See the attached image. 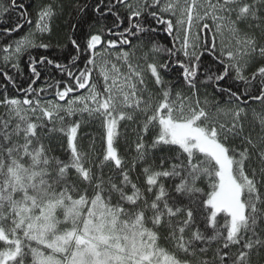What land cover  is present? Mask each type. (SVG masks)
Returning a JSON list of instances; mask_svg holds the SVG:
<instances>
[{
    "label": "snow or ice",
    "instance_id": "snow-or-ice-1",
    "mask_svg": "<svg viewBox=\"0 0 264 264\" xmlns=\"http://www.w3.org/2000/svg\"><path fill=\"white\" fill-rule=\"evenodd\" d=\"M66 8L74 53L37 59ZM89 9L114 21L78 40ZM14 11L19 22L0 35L30 30L0 48V73L23 96L5 87L0 98V264H252L264 250V107L252 110L259 132L245 122L250 102L264 106V0H49L34 28L26 5L0 0V14ZM160 31L171 47L152 40ZM106 32L119 39L102 41ZM205 55L223 70L202 71ZM51 67L68 79L34 87ZM90 125L99 152L94 136L82 149Z\"/></svg>",
    "mask_w": 264,
    "mask_h": 264
},
{
    "label": "trees",
    "instance_id": "trees-1",
    "mask_svg": "<svg viewBox=\"0 0 264 264\" xmlns=\"http://www.w3.org/2000/svg\"><path fill=\"white\" fill-rule=\"evenodd\" d=\"M49 2V0H17V3H23L24 5L27 6L28 8V12L31 14V18H32V25L35 24V19H36V13L39 9V7L43 4V3H47ZM65 2L67 3L68 0H65ZM73 2H75V0H73ZM105 2H107V0H105ZM91 3L93 5V7L95 6L96 3H99V0H91ZM115 10V9H114ZM101 11H104L103 6L101 7ZM122 11V10H120ZM68 21H69V15H68V9L66 8L65 11L63 12L62 15H60L54 22H53V30L51 33V36L49 37L48 35L44 36V41L45 42H50L52 47L45 50V49H35L33 51V55L36 56L37 59H39V57L41 55L44 56H48L49 58H52L54 60L60 61L62 63H66L67 59L70 57L71 54L74 53V49L72 47V45L69 42V35H71L72 33V29L69 27L68 25ZM114 21V17L109 13L106 15L105 20L103 21H97V16L95 14L92 13L91 9H89V15L87 17V19L82 22L80 24V27L78 30H76L75 32V36L74 38L78 39V40H83V36L84 33L88 30V25L92 24V23H96L97 27L100 26V24L106 23L108 27H111L112 22ZM19 22V17L17 12H10L8 14H0V29H2L3 27H14L15 23ZM152 22L149 21L148 24L150 25ZM124 27L127 26V20H124ZM29 29V26L27 23L24 24V27L21 31H18L14 34H12L9 37H5L3 35H0V48L3 47V45L7 44L10 40H14L16 38H18L19 36L24 35ZM122 30V29H119ZM113 31H116V29H114ZM119 39L118 37L115 36H111L109 33H105V35L102 37V41H107V39ZM210 39V36H209ZM152 40L155 42H158L159 44H162L166 47H171L172 46V39L170 36H168L166 33H164L163 31L158 32L156 35H154L152 37ZM133 44H136L137 41L133 40L132 41ZM61 45L63 47L61 48H57V45ZM3 53L0 52V57H2ZM161 61L167 59V55L166 54H161L160 57ZM28 57L25 56L23 58V61L21 62V70L23 71L24 75L23 77H16L17 83H19L21 85V87H26L28 83H30L31 81L28 79L29 77V72L27 70L26 67V61H27ZM260 63H264V61H260ZM79 66L83 67V59L79 62ZM259 66V64H254L252 65L246 72V75H250L252 71H255V68ZM207 69H212L213 71H222L223 67L222 65H220L217 62H214L212 60L211 57H209L208 55H205L203 57V70H207ZM41 71V76L39 78V80L37 81V83L34 85V87L39 88L41 86H43L45 84V81L48 80L49 82L53 81V80H66L68 79L66 74H61L57 69H55V67H51V68H42L39 69ZM182 70L179 69L178 66L173 65L172 69H170L169 71V75L167 76L168 79H171L173 81H175L178 77L179 74ZM9 74L15 76V73H13L12 71L9 70ZM201 79H203V76H201ZM231 85L233 90H236L238 85L236 82H234L231 78L227 79L224 81L223 86H228ZM7 87L8 88V92L10 96H16L17 98L23 99V96L16 92V90L14 88L11 87V85L7 84V82L5 81L4 77H3V73H0V98H2L3 96V89ZM150 87H152V84L150 82ZM177 88L180 87L179 84L176 85ZM55 91V89H53V92ZM187 91V90H185ZM205 91L204 88H201V92L203 93ZM206 91L209 94V99H219V97H216L215 95V89L214 86L209 85L206 89ZM258 94V93H256ZM47 98H53L52 96H48ZM226 99V97L224 98ZM262 105H260L258 102H250L249 106H248V112H249V119L245 122V127H246V131H248L249 129L255 128V132L253 133L255 135L256 132L260 131L259 125L256 124L253 120H252V110L255 109L257 112H260L262 109ZM4 109L2 107H0V112H3ZM121 131L123 132L124 129L122 128ZM129 131V144L131 143V141L135 138L134 135L132 134V129L131 126L128 129ZM87 134V135H85ZM81 136L83 137V139L81 140V145H82V149L83 150H87L88 144L90 143V141L92 140L93 136L95 137V144H96V149L99 152L100 147H101V134H100V130H99V126L98 125H90V126H85L83 128V131L81 133ZM43 142L45 144H47V140H43ZM129 144H125L123 138H121V140L118 142L117 144V149L118 152L121 156V158L123 160L126 161V165H130L132 162V156L134 155V153L132 151H130L129 149ZM58 147V145H57ZM55 155H61V153L59 151H57L55 153ZM113 165L109 164L107 165L105 171L107 172L110 168H112ZM142 167V166H141ZM135 175V174H133ZM201 187H204L205 190H207V185L202 184L200 185ZM170 189L174 187V185L169 184ZM3 244L2 242H0V247H2ZM162 246L165 247H171V245L167 244V243H162ZM237 249H233V252H236ZM252 264H264V250H261L259 253H257L255 250L252 253Z\"/></svg>",
    "mask_w": 264,
    "mask_h": 264
},
{
    "label": "rangeland",
    "instance_id": "rangeland-1",
    "mask_svg": "<svg viewBox=\"0 0 264 264\" xmlns=\"http://www.w3.org/2000/svg\"><path fill=\"white\" fill-rule=\"evenodd\" d=\"M34 26H35V24L34 25H32V27L34 28ZM29 31V30H28ZM27 31V32H28ZM118 50V49H117ZM80 91V94H83L84 93V90H79Z\"/></svg>",
    "mask_w": 264,
    "mask_h": 264
}]
</instances>
